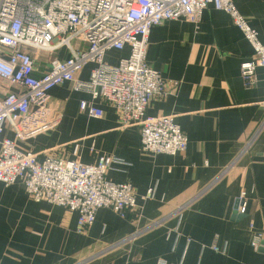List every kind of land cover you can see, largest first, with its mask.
I'll return each mask as SVG.
<instances>
[{"label":"crops","instance_id":"obj_1","mask_svg":"<svg viewBox=\"0 0 264 264\" xmlns=\"http://www.w3.org/2000/svg\"><path fill=\"white\" fill-rule=\"evenodd\" d=\"M233 2L264 45V0ZM129 55V48L113 51L106 61L117 65ZM252 55L229 15L212 6L197 24L181 19L152 29L147 62L175 86L155 97L147 114L175 117L189 140L176 156L144 153L140 129H122L114 108L72 84L54 88L57 128L18 146L40 160L48 154L84 165L114 159L107 178L134 187L138 207L126 218L102 209L81 235L77 213L32 201L22 183H0V264H264V242L252 247L255 233L264 235V68L252 89L241 76ZM54 56L65 60L68 49ZM48 68L40 66L36 76ZM93 68L78 79L88 81ZM82 102L102 109L103 118L83 113ZM4 137L15 140L11 132ZM150 189L153 199L143 200Z\"/></svg>","mask_w":264,"mask_h":264},{"label":"built area","instance_id":"obj_2","mask_svg":"<svg viewBox=\"0 0 264 264\" xmlns=\"http://www.w3.org/2000/svg\"><path fill=\"white\" fill-rule=\"evenodd\" d=\"M211 6L229 15L251 45L252 59L242 64L241 76L245 88H254L256 71L264 68V45L233 0H0V183L5 187L22 183L32 201L77 213L76 232L81 235L91 229L102 209L121 218L133 213L138 207L134 187L107 178L114 159L103 157L96 165H84L48 154L40 160L17 143L57 128L60 120L50 105V92L69 83L74 91L89 93L114 108L122 129L139 128L144 153H185L189 140L175 117L147 114L153 99L167 96L175 86L148 64L147 50L153 28L181 19L197 24ZM74 42L86 49H75ZM62 48L69 52L65 60L54 56ZM126 48L128 58L117 65L106 61L108 53ZM40 54L50 55L49 68L36 76ZM89 65L94 66L89 80L78 79ZM80 109L93 119L104 116L102 109L87 102ZM6 132L15 140L4 137ZM77 151L78 147L76 155ZM154 194L150 189L143 200ZM239 202V214L245 215V195ZM263 242L264 235L255 233L252 247L259 249Z\"/></svg>","mask_w":264,"mask_h":264},{"label":"rangeland","instance_id":"obj_3","mask_svg":"<svg viewBox=\"0 0 264 264\" xmlns=\"http://www.w3.org/2000/svg\"><path fill=\"white\" fill-rule=\"evenodd\" d=\"M50 57V55H43V54H40V58H39V65L40 66H45V65H47L48 64V62H49V58Z\"/></svg>","mask_w":264,"mask_h":264}]
</instances>
